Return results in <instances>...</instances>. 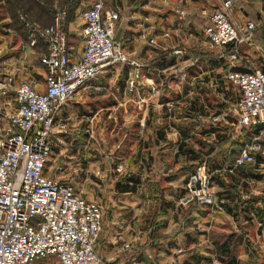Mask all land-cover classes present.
<instances>
[{
	"label": "crops",
	"instance_id": "0c3cea01",
	"mask_svg": "<svg viewBox=\"0 0 264 264\" xmlns=\"http://www.w3.org/2000/svg\"><path fill=\"white\" fill-rule=\"evenodd\" d=\"M89 1L67 0L65 29L72 59H78L85 47L83 10ZM52 2L48 7L36 5L32 18L42 25L51 24ZM225 2L104 0L105 10L119 12L116 39L126 53L147 63L149 76L164 82L167 98L180 97L181 106L174 118L167 117L163 106L152 104L143 110L126 87L105 88L108 81H117L123 74L108 69L93 80V87L103 88L79 91L61 108L57 123L65 126L52 136L55 158L47 173L65 177L56 169L58 165L67 167L68 172L77 167L78 173H68L69 178L77 184L83 181L84 189L93 184L109 187L117 199L102 202L84 194L104 207L96 243L101 262L97 264L128 260L141 264H230L232 257L237 264H247L246 260L254 257L264 258V159L235 165L240 148L256 129L237 128L231 105L239 99L240 91L224 78L228 62L209 45L203 32L211 12L224 7ZM228 10L236 23L256 24L252 40L241 47L243 57L235 68L260 67L264 0H233ZM78 37L82 39L79 48L73 43ZM150 38L156 43L149 42ZM24 42L23 52L0 56V68L14 71L18 82L31 81L44 90L47 68L26 37ZM176 47L185 48L187 54L173 53ZM33 55H37L39 66L32 61ZM24 63L32 68L24 71ZM180 67L189 70V80L177 87L174 74ZM128 75L129 71L125 80ZM216 109L230 115L216 122L210 116ZM98 152L107 165L104 170L97 165ZM203 160L212 174L216 202L184 205L180 198L187 180ZM126 184L129 188L121 190ZM48 262L59 264L54 256L36 264Z\"/></svg>",
	"mask_w": 264,
	"mask_h": 264
},
{
	"label": "built area",
	"instance_id": "2783aa9c",
	"mask_svg": "<svg viewBox=\"0 0 264 264\" xmlns=\"http://www.w3.org/2000/svg\"><path fill=\"white\" fill-rule=\"evenodd\" d=\"M232 1L226 0L224 7L211 12L203 32L209 45L228 62L224 78L240 91L239 99L231 105L237 128L256 129L235 158V165H242L256 162L257 156L264 158V72L260 67L235 68L243 57L241 47L252 40L256 24L236 23L228 10ZM52 9L54 19L48 25L32 20L26 12L20 14L26 41L37 49L39 61L47 68L45 89L38 90L31 81L18 82L14 71L0 68V264H36L51 256L59 264L101 262L96 243L102 229L103 205L87 198L85 189L69 178L68 173H78L77 167L68 172L67 167L58 165L56 169L65 177L47 173L52 136L65 126L57 123V116L71 97L82 90L103 88L93 87V80L122 63L129 66L127 93L140 108L163 106L167 117L174 118L181 106L180 97L167 98L165 83L149 76L147 63L126 53L116 39L119 12L105 10L104 0L89 1L83 10L85 47L78 59H72L68 47L67 0H53ZM142 37L147 35L143 32ZM148 40L156 43L155 38ZM228 45L230 50H226ZM187 52L183 47L173 49L175 54ZM174 75L177 87L189 80L186 68H178ZM229 115L218 109L210 113L216 122ZM211 181L207 161H200L187 180L180 202L214 204L216 192ZM121 264L141 263L128 260Z\"/></svg>",
	"mask_w": 264,
	"mask_h": 264
},
{
	"label": "rangeland",
	"instance_id": "374dc122",
	"mask_svg": "<svg viewBox=\"0 0 264 264\" xmlns=\"http://www.w3.org/2000/svg\"><path fill=\"white\" fill-rule=\"evenodd\" d=\"M51 1L52 0H50V2ZM50 5L51 4H49V6ZM35 7H36V3L33 0H0V56L2 59L7 58L12 55L14 56L15 54H19L22 51V49H24L23 46L25 45L24 41L26 37V29L24 27L23 21L21 20L20 14L22 12H26L29 15V17L32 20H34L32 18L33 16L31 15V13L33 12ZM73 43L76 44V46L78 45V48H79L80 44H82V39L78 37V39L75 40L74 38ZM32 58H33L32 61L35 62L37 66H39V64L37 63V60H38L37 55L36 57L33 55ZM18 65L19 64H17V66ZM23 65H24V68L22 69H24V71H27L28 68H32L30 67L29 64L24 63ZM127 66H128L127 64H122V63H118L114 65V67L112 66L109 69L110 73L121 72L123 74H121V76H118L117 81L113 80L112 83L108 81V84L106 85L105 88L118 87L119 84L121 87L123 86L126 87V80L124 79V75L127 71H129L127 70ZM12 67L14 68V66ZM37 80L39 81L40 78ZM98 138L100 139V137ZM52 155H51L50 163H53L52 160H54L55 158V154L54 156ZM98 155H99V152H98ZM99 157L100 159L97 161V165L102 170H104L107 165L103 161L104 159L103 155L101 154L99 155ZM85 171L86 170H83L82 173H84ZM145 182H148V181L145 180ZM98 183L100 184L101 181H98ZM78 186L80 188H84L83 181H81L80 184L78 183ZM86 188L85 190L87 191H85L84 194L90 198H94V199L99 198V199H102V202H105V201L109 202V200L110 201L117 200V199H114L115 198L114 192H111L109 187L102 186L101 188V186H97L93 184ZM145 193L146 195H148L149 191L147 190ZM246 261H247V264H264V258L261 259V258L254 257L253 260H250V261L246 260ZM246 261L242 260L243 263H245ZM47 264H50V263L48 262Z\"/></svg>",
	"mask_w": 264,
	"mask_h": 264
},
{
	"label": "trees",
	"instance_id": "16d2710c",
	"mask_svg": "<svg viewBox=\"0 0 264 264\" xmlns=\"http://www.w3.org/2000/svg\"><path fill=\"white\" fill-rule=\"evenodd\" d=\"M35 3H36V5H46L47 7L49 6V2H50V0H33ZM259 159H264L263 157H261V156H257V160H259ZM126 188H129V186H128V184H126V185H123L122 187H121V190H126ZM131 188H134V187H131ZM231 258V257H230ZM229 262H230V264H237L238 262H237V260H236V258L235 257H232V259H230L229 260Z\"/></svg>",
	"mask_w": 264,
	"mask_h": 264
},
{
	"label": "water",
	"instance_id": "95a60500",
	"mask_svg": "<svg viewBox=\"0 0 264 264\" xmlns=\"http://www.w3.org/2000/svg\"><path fill=\"white\" fill-rule=\"evenodd\" d=\"M259 65L261 70L264 72V56L259 57Z\"/></svg>",
	"mask_w": 264,
	"mask_h": 264
}]
</instances>
